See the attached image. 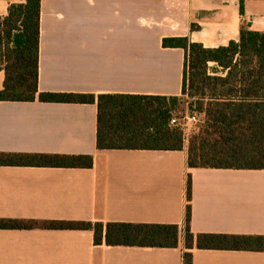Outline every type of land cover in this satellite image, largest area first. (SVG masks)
<instances>
[{
  "label": "crops",
  "instance_id": "0c3cea01",
  "mask_svg": "<svg viewBox=\"0 0 264 264\" xmlns=\"http://www.w3.org/2000/svg\"><path fill=\"white\" fill-rule=\"evenodd\" d=\"M0 0V16L12 3ZM264 32V0H41L39 91L181 95L186 52ZM194 26V28H193ZM5 72L0 69V90ZM97 103L0 102V152L91 154V168L0 166V218L169 223L264 235V170L191 168L183 150H99ZM178 247L94 244L92 230L0 229V264H182ZM193 264H264V252L193 250Z\"/></svg>",
  "mask_w": 264,
  "mask_h": 264
},
{
  "label": "trees",
  "instance_id": "16d2710c",
  "mask_svg": "<svg viewBox=\"0 0 264 264\" xmlns=\"http://www.w3.org/2000/svg\"><path fill=\"white\" fill-rule=\"evenodd\" d=\"M245 1L239 0L245 13ZM194 28V26H193ZM41 0L12 3L0 16V102L97 103L99 150H183L191 168L264 170V32L243 24L238 40L206 47L188 37L165 38L164 47L186 52L181 95L39 91ZM211 63L215 67H211ZM182 105L199 116L185 141L173 125ZM91 154L0 152V166L91 168ZM192 179L187 177L185 227L169 223L93 222L0 218V229L92 230L94 244L178 247L182 264L193 249L264 252V235L198 233L191 230Z\"/></svg>",
  "mask_w": 264,
  "mask_h": 264
},
{
  "label": "built area",
  "instance_id": "2783aa9c",
  "mask_svg": "<svg viewBox=\"0 0 264 264\" xmlns=\"http://www.w3.org/2000/svg\"><path fill=\"white\" fill-rule=\"evenodd\" d=\"M198 116L196 114H187L185 117H183L182 120H179L177 117H174L171 121L173 125H180L184 131V137L185 141H188L190 132H191V124H196L198 123ZM193 124V125H194Z\"/></svg>",
  "mask_w": 264,
  "mask_h": 264
},
{
  "label": "rangeland",
  "instance_id": "374dc122",
  "mask_svg": "<svg viewBox=\"0 0 264 264\" xmlns=\"http://www.w3.org/2000/svg\"><path fill=\"white\" fill-rule=\"evenodd\" d=\"M210 65H211V67H215V64H214V63H211ZM187 106H188V105H182V106H181V109H183V108L186 107V108H185V111H184V110H181V111L175 113V117H177L179 120H182L183 117H185L187 114H196V115H197L196 112L191 111V109H189ZM197 116H198V115H197ZM198 118H199V116H198ZM193 124H194V123H193ZM193 124L190 125L191 129H193L194 127H196V126L199 124V120H198V123H196V124H194V125H193Z\"/></svg>",
  "mask_w": 264,
  "mask_h": 264
}]
</instances>
